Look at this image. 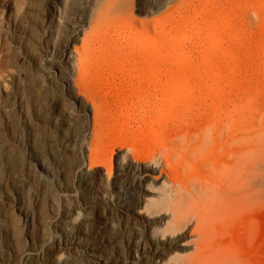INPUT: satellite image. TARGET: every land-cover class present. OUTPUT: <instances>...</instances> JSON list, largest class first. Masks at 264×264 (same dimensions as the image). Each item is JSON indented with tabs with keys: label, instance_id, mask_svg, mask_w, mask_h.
I'll return each instance as SVG.
<instances>
[{
	"label": "rangeland",
	"instance_id": "rangeland-1",
	"mask_svg": "<svg viewBox=\"0 0 264 264\" xmlns=\"http://www.w3.org/2000/svg\"><path fill=\"white\" fill-rule=\"evenodd\" d=\"M109 1L0 0V264H264L261 200L199 249L179 189L264 161V0Z\"/></svg>",
	"mask_w": 264,
	"mask_h": 264
},
{
	"label": "bare ground",
	"instance_id": "bare-ground-1",
	"mask_svg": "<svg viewBox=\"0 0 264 264\" xmlns=\"http://www.w3.org/2000/svg\"><path fill=\"white\" fill-rule=\"evenodd\" d=\"M112 1L110 0L106 7L110 6ZM81 60H84L83 56ZM88 108H96L98 114L101 113L100 106L94 100L92 103H88ZM200 136L203 138V133ZM94 150L98 152L99 146L96 145ZM230 156L228 159L217 155L208 156L206 163L208 168L201 178L199 186L191 187L189 184L179 186L184 195L188 194L193 197L189 213L194 218L195 224L192 232L196 233L198 237L197 248L199 247V249L208 245L211 230L216 227L215 221L219 223V219L234 215L246 201L248 204V201L254 203L261 200L264 204V161L252 157L247 152L242 155L236 148L233 149ZM84 162H87V159ZM165 197L167 198V196ZM152 203L160 202L156 200ZM178 215L176 217L180 219L181 214ZM218 264H224V262Z\"/></svg>",
	"mask_w": 264,
	"mask_h": 264
}]
</instances>
